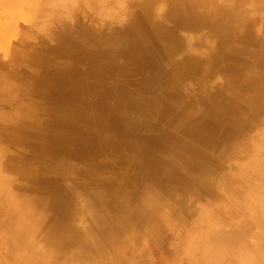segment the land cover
Returning a JSON list of instances; mask_svg holds the SVG:
<instances>
[{
  "label": "rangeland",
  "instance_id": "obj_1",
  "mask_svg": "<svg viewBox=\"0 0 264 264\" xmlns=\"http://www.w3.org/2000/svg\"><path fill=\"white\" fill-rule=\"evenodd\" d=\"M29 1L0 3V134L18 124L6 98L30 104L41 127L59 105L60 149L48 150L46 129L32 152L2 142L40 182L23 191L5 164L0 179L35 217L28 237L49 246L34 264H123L122 252L125 264H209L212 249L219 264L229 254L214 230L238 224L264 172V0H37L42 15ZM44 65L67 78L35 84ZM75 140L89 157L72 153Z\"/></svg>",
  "mask_w": 264,
  "mask_h": 264
},
{
  "label": "bare ground",
  "instance_id": "obj_2",
  "mask_svg": "<svg viewBox=\"0 0 264 264\" xmlns=\"http://www.w3.org/2000/svg\"><path fill=\"white\" fill-rule=\"evenodd\" d=\"M5 1H9V0H0V3H4ZM32 2H34V4H32ZM36 2H37V0H30L29 1V4H31L30 7L32 6V9H34L32 11L33 15H42L44 12H41L40 10H38V8H37L38 5H37ZM48 2H52L53 6L56 8L57 5H59V7H62L65 3H67V0H46V4H48ZM68 2H69V0H68ZM88 3H89V1H88ZM93 4H95V2ZM134 4H135V2H134ZM140 5L144 6V3L143 4L141 3ZM76 6L77 5H75V7ZM138 6H139V4H138ZM73 7L74 6L72 5V9H74ZM70 9H71V7H70ZM62 12H63V10H62ZM64 13L66 14L65 10H64ZM64 47H65L64 48V54H65L64 56H66V57H69V58H71L73 60H75V59L78 60L79 58L84 56V55H82L80 53H76L74 50H71V49L67 48L68 46H64ZM60 72H63V71H59L58 70L57 72L52 74L50 72V70H49V66L44 65V69L42 71H39L38 74H37V72H35V75L33 77V81L35 82V81L41 80L44 83L55 87V86H58V85L63 83V82H61L63 80L62 77L63 78H67V77H64L65 75L60 73ZM0 76L2 77V78L0 77V88H1L3 85H5L4 83L6 82L7 79L3 76V74H0ZM64 82H65V80H64ZM31 83H33V82H31ZM35 84H36V82H35ZM35 84L31 85V87H35L36 86ZM28 97L29 96H24L23 99L26 100V99H28ZM8 99L9 98H6V101L8 102V105L10 107L9 109H12V111L14 112L11 120L14 119L13 121L18 123L17 125H15V127L23 128L24 130H26V133L22 134L23 132L22 133L17 132L15 130V127H14L12 129H9V132L7 134H0V143L5 142V143H7L8 146H9V144L21 145V146L23 145V146H25V148H26V146L28 147V145H30V150H26V151H31L32 152L34 147L36 149H38V147H39L38 145H39V143L41 141V138L43 139V136L46 134V133L43 134V131L46 129L45 132H47L48 150L55 151V150L60 149L59 145L56 142L57 134H55L53 132L54 129H52V132L50 130L55 125L53 116L58 113L59 110L57 109V107L59 105L57 107H49V106L47 107L48 109L46 110L47 111L46 113L48 114L47 115L48 117L46 119V124H44V126L41 127L39 122H38L39 114H38V112H36L34 110V108L30 107V104H26V105H24L25 103L21 104L20 101H18V100L16 101V98L13 99V101H14V103H13V101L11 99L9 101H8ZM31 100H33V99H31ZM35 103H36V101H35ZM62 110L63 109L61 108V111ZM64 113L66 114L67 112L64 111ZM30 115H32V116H30ZM29 121H30V123H29ZM21 123H24V124H21ZM60 125H61V127L63 125V128H62L61 131H60V128H59L58 131H60L59 134L62 136L65 133L64 132L65 128H64V124L60 123ZM54 127H56V126H54ZM72 143L74 144V149L72 150V153H75L74 155H79V156H76V157H80V158H83V156L89 157V152H91L92 149L86 148L80 141H76L75 140V141H72ZM2 156H5V158L2 157ZM25 161H26V159L24 157H22V156H15L13 154L7 156V154L4 152L3 148L2 147L0 148V166L5 164V166L7 165V166L15 169L14 173L18 176V178H20L22 180L23 177H24L23 180L25 182L29 183L30 186H31L30 189H23V188H20V189H22L23 191H29V190L35 189L37 187L36 183H39L40 181L36 180L35 178H33L31 176V174L34 173V167L31 165V163H28V162H25ZM4 171H5V169H4ZM7 171H9V170H7ZM6 175H9V174H6ZM0 176L3 177L4 175H1V173H0ZM259 178H260L261 183L257 184V181H259ZM259 178H257V177L254 178L253 177V182L255 181L253 183V185L251 186V188L253 187V189L251 191H249L251 189V188H249V190H248L250 192L249 193L250 194L249 198L245 197L246 201H248V202L250 201L249 204H251V206L248 205V207L250 206V208L253 209V210L251 211V209H249L247 207L248 209L246 208L245 211L242 209V211H241L240 209L244 208V207L240 208V206L242 204L240 206H238V205H239L240 202L242 203L243 200L240 201L242 198H240L239 201H237V199H236L235 201H236V203H238V205H236V206L239 207V208L237 207L236 209H238L241 212V214L243 215L240 218L238 224L231 225L229 227V229H227L228 227H226V229L225 228H217V229L214 230V231H216V234L214 236H221V237H219V240L222 243V245L225 246V243L227 244V247L229 248V250H228L227 247H225V250L227 249L226 252H227V255L229 254L228 257H231L232 255L234 256L236 254L238 256L241 254L240 256L242 257L243 256L242 252H244L246 250L244 252V255L246 254L245 255L246 257L243 256V260L241 261V264H264V262L261 263V262L256 261L257 257H261V256L264 257V253H260V255H259V250L264 248V210H262V208H264V207L261 206L262 204H264V191H262V187H264V172H262L261 175H259ZM129 182L133 183L132 180H129ZM5 183H6L5 180L0 179V264H18V263H16L18 261L14 260V258L17 256L16 254H14V252H16V250L18 252H21L23 250L26 253V257H27V258H24V259H27L26 261L30 262L31 264H34V263H37V262H42L43 263V261L46 260L45 259V255H44L45 248L48 245L45 243L47 246H45V248H44L45 244L43 243V245H42V241L40 242L41 245H42L41 246L40 244H38V242L34 243L28 237V236H31L32 224H33V221H34L35 217L34 216L33 217L29 216L24 211L25 208L18 206L19 198L17 196L16 190L14 189L16 187V185L14 183H16V182L11 183L12 187H9V186L6 187ZM124 183H125V180H123V183L121 185H124ZM20 185L18 184L17 186H20ZM121 187H123V186H121ZM259 187H260V189H259ZM258 193L259 194L262 193V196L261 195L259 196ZM253 202H254V204H255V202L256 203L259 202V203H257L259 205L261 204L260 202H262V204L260 205L262 208L259 205H257V204H255V206L260 207V208L254 207V204H252ZM12 203L15 206L14 208H17L18 211H12L11 209L7 210V206L8 205H12ZM4 204H6V205H4ZM78 211H79V209H78ZM246 211H247V213H245V216H244L243 213L246 212ZM76 213H77V216H78V212H76ZM79 216H81V215H79ZM82 219H83V217H82ZM252 224L257 226L256 227V231H254L255 229L252 230V231L250 230V228L251 229L254 228V227L253 228L250 227V226H252ZM250 231H251V233L249 234ZM221 232H223V233H221ZM248 234L249 235H251V234L253 235V238H251L252 240H249L250 237H247ZM209 236H211V235L209 234ZM254 236H256L257 238L255 239ZM246 237H247V240H249V241L246 240ZM245 240L249 244L247 242H245ZM18 241L19 242L21 241V243H22L19 248H18V246H16V243H15V242H18ZM56 241L54 239V243H57ZM128 243H129V241H128ZM194 243H196V242H194ZM246 243H247V245L250 246V248L246 245ZM237 246L240 247V250H237L239 248V247L237 248ZM52 247H54V246H52ZM131 247H133V246H131ZM198 248H200V247H198ZM231 248H233L232 250L236 249V251L239 254L236 253L235 251H232V253H231V251H230ZM251 248H252V250H251ZM48 249H46V250H48ZM212 250L207 252L206 255L207 254L210 255V256H208V261H210L209 259H211V261H212L211 263L213 264V260L214 259L212 260V258H213V254H211ZM250 250H251V252H250ZM191 251H193V250H190V253H191ZM228 252H230V253H228ZM234 252L236 254H234ZM216 253H217V251H216ZM11 254H14L15 257L13 255H11ZM45 254L48 255V251H46ZM52 255H51V257H52ZM48 256L50 257V254ZM55 256H57V255H55ZM120 256H119V259H121L122 261H125L123 263V264H125L127 260L123 259V258H127V257L124 255L123 252L120 254ZM238 256H236V257L234 256L235 258H234L233 261L236 262V260H237L236 263L233 262L234 264H237L239 262L238 261L239 259H237ZM215 257H216L215 260H217V261H218L217 257L219 258V264L220 263L224 264V262L226 260H229V259L232 258V257L231 258L227 257V258L224 259V257H222V259H221L220 256H217V254H216ZM226 262L230 263L231 260L230 261H226ZM226 262H225V264H228ZM211 263L209 262V264H211ZM238 264H240V263H238Z\"/></svg>",
  "mask_w": 264,
  "mask_h": 264
}]
</instances>
